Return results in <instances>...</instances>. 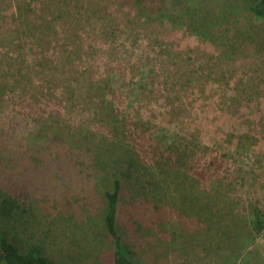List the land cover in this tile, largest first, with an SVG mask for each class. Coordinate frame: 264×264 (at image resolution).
Masks as SVG:
<instances>
[{"label": "rangeland", "instance_id": "obj_1", "mask_svg": "<svg viewBox=\"0 0 264 264\" xmlns=\"http://www.w3.org/2000/svg\"><path fill=\"white\" fill-rule=\"evenodd\" d=\"M260 1L0 0V176L31 199L8 223L19 247L112 264L93 183L125 146L150 168L117 215L136 264H264Z\"/></svg>", "mask_w": 264, "mask_h": 264}, {"label": "trees", "instance_id": "obj_2", "mask_svg": "<svg viewBox=\"0 0 264 264\" xmlns=\"http://www.w3.org/2000/svg\"><path fill=\"white\" fill-rule=\"evenodd\" d=\"M254 12H264L263 0L253 9ZM141 155V156H140ZM138 154L136 149L129 147H117L107 157V162L99 169L98 176L103 172L107 174L102 181L93 183V188L97 191L100 199L104 202L103 223L105 230L112 239L113 251L111 255L112 264H136L135 253L126 237H121L117 230V215L119 202L127 192V187L137 183V179L150 171L146 161L140 164L142 154ZM162 156V155H161ZM163 157V156H162ZM144 159V158H143ZM146 166V167H144ZM97 175V174H96ZM91 175L90 177H95ZM0 263L5 264H61L55 256H50L48 252L37 244L19 247L15 242L14 229L8 223L12 216L19 211L30 210V195L27 186L15 182L13 176H0ZM102 178V177H101ZM261 228L263 223H259ZM64 264V263H63Z\"/></svg>", "mask_w": 264, "mask_h": 264}, {"label": "water", "instance_id": "obj_3", "mask_svg": "<svg viewBox=\"0 0 264 264\" xmlns=\"http://www.w3.org/2000/svg\"><path fill=\"white\" fill-rule=\"evenodd\" d=\"M263 4H264V0H263Z\"/></svg>", "mask_w": 264, "mask_h": 264}]
</instances>
